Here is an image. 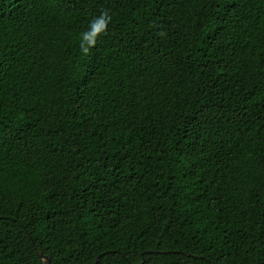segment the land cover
I'll return each mask as SVG.
<instances>
[{
	"label": "trees",
	"instance_id": "obj_1",
	"mask_svg": "<svg viewBox=\"0 0 264 264\" xmlns=\"http://www.w3.org/2000/svg\"><path fill=\"white\" fill-rule=\"evenodd\" d=\"M37 250L264 264V0H0V264Z\"/></svg>",
	"mask_w": 264,
	"mask_h": 264
},
{
	"label": "clouds",
	"instance_id": "obj_2",
	"mask_svg": "<svg viewBox=\"0 0 264 264\" xmlns=\"http://www.w3.org/2000/svg\"><path fill=\"white\" fill-rule=\"evenodd\" d=\"M110 20L111 16L106 11H101L89 21L87 29L80 34V48L83 53H87L96 44L97 35L107 29Z\"/></svg>",
	"mask_w": 264,
	"mask_h": 264
},
{
	"label": "water",
	"instance_id": "obj_3",
	"mask_svg": "<svg viewBox=\"0 0 264 264\" xmlns=\"http://www.w3.org/2000/svg\"><path fill=\"white\" fill-rule=\"evenodd\" d=\"M38 254L40 255V257L42 258L43 260V263L44 264H49V259L46 255H43L39 250H37Z\"/></svg>",
	"mask_w": 264,
	"mask_h": 264
}]
</instances>
